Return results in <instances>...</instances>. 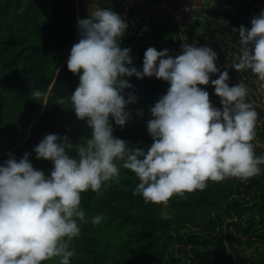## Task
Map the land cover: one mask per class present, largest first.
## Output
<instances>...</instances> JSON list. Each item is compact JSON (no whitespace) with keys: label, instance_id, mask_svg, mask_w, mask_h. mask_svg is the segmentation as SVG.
Masks as SVG:
<instances>
[{"label":"clouds","instance_id":"obj_1","mask_svg":"<svg viewBox=\"0 0 264 264\" xmlns=\"http://www.w3.org/2000/svg\"><path fill=\"white\" fill-rule=\"evenodd\" d=\"M250 25L232 29L239 35L238 55L227 67L250 72L264 95V9ZM75 26L79 39L66 67L79 77L78 86L71 95L56 96L52 78L43 91L31 90V96L44 106L52 98L53 104L72 110L91 136L77 144L66 135L44 136L32 152L37 160L51 162L47 174L33 167L29 152L19 159L9 153L0 163V264H44L53 258L57 264H71L75 252L70 244L80 236V225H99L103 219L86 217L81 194H99L121 168L138 180L133 195L145 204L161 205L167 218L174 195L228 178L247 182L264 166V155L255 154L258 113L247 99L249 89L242 81L229 86V73L217 67L210 47L182 44L176 57L168 49L149 47L138 71L131 67V49L121 47L128 24L111 7L93 0L88 17ZM217 73L211 85L220 108L198 87L209 85L210 74ZM132 77H155L169 85L149 108L146 128L152 143L147 150L130 148L113 135V122L123 128L131 119L127 106L138 100L132 91L125 94L133 88L126 78ZM137 115L142 117L143 111Z\"/></svg>","mask_w":264,"mask_h":264},{"label":"trees","instance_id":"obj_2","mask_svg":"<svg viewBox=\"0 0 264 264\" xmlns=\"http://www.w3.org/2000/svg\"><path fill=\"white\" fill-rule=\"evenodd\" d=\"M75 1L0 0V153L15 148L7 154L19 159L29 152L33 167L45 174L52 168L51 162L37 160L32 152L44 136L66 135L73 144L83 143L91 136L86 122L78 120L72 110L53 104L50 98L41 111L42 104L31 96V90L45 89L63 63L53 92L67 96L78 86L79 77L64 62L76 41V11L79 19L88 17L84 0H77V6ZM208 1L212 6L206 9L202 32L197 35V31L188 28L194 39L185 35L171 16L159 21L162 15L158 10L151 21L148 17L147 26L136 28L130 16H124L122 5L106 7L128 24L121 47L131 49V67L138 71L149 47L157 51L168 49L172 57L181 54L182 44L207 46L215 51L217 67L229 73V86L244 82L249 95L259 103L255 106L258 122L253 143L255 154L264 155V95L259 93L256 78L250 72L238 73L227 67L238 55L239 35L233 34L232 29L241 25L250 28L251 18L264 9V0ZM78 39L79 34L77 42ZM218 76L219 73L210 74L209 85L198 87L209 93L214 107L220 108V98L211 85ZM126 79L133 88L125 89V94L132 91L138 100L127 106L131 119L123 128L113 122V135L130 148L147 150L152 143L146 128L151 118L149 108L169 85L155 77ZM140 110L142 117L137 115ZM36 118L25 140L29 125ZM7 154L0 157V163ZM261 167V174L247 182L228 178L209 182L204 190L174 195L165 210L167 218L162 217L161 205L145 204L142 197L133 195L138 180L134 173L121 168L120 175L99 194H81L86 217L100 215L103 219L99 225L90 221L80 225V236L70 244L75 252L71 264H264V166ZM259 245L261 249L257 248ZM247 249H252L253 255ZM44 264H57V260Z\"/></svg>","mask_w":264,"mask_h":264},{"label":"rangeland","instance_id":"obj_3","mask_svg":"<svg viewBox=\"0 0 264 264\" xmlns=\"http://www.w3.org/2000/svg\"><path fill=\"white\" fill-rule=\"evenodd\" d=\"M96 0V3L100 7H106V5H122L124 7V16L129 17L133 26L136 28H142L147 26L148 17L149 20L155 11L158 12L161 17L159 21L167 20L168 16H171L172 22L178 27L182 28V32L193 38L194 36L190 29L197 31V35L202 32V22L206 15V9L211 8L212 3L208 0ZM93 0H84V12L89 14V8ZM151 21V20H150ZM249 99L254 106H258L259 103L254 101L252 97ZM260 123H258L259 125ZM258 217V216H256ZM261 249V246H257ZM248 254H252V249H247ZM255 256V255H254Z\"/></svg>","mask_w":264,"mask_h":264},{"label":"water","instance_id":"obj_4","mask_svg":"<svg viewBox=\"0 0 264 264\" xmlns=\"http://www.w3.org/2000/svg\"><path fill=\"white\" fill-rule=\"evenodd\" d=\"M75 4H76V6L78 5L77 0L75 1ZM76 19H77V20L79 19V11H78V10L76 11ZM77 36H78V30H77ZM77 36H76V41H75V43H77ZM67 59H68V58H67ZM67 59H66L64 62H66ZM63 64H64V63H63ZM63 64L57 69V71H56V73H55V76H54V79H55V80H56L57 74H58L59 70L62 68ZM43 108H44V105H42L41 111L43 110ZM39 116H40V114L37 116V118H38ZM37 118L34 119V120L31 122V124L29 125L28 131H27V136H26L25 140H26L27 137L29 136V134H30V132H31V129H32V127L34 126V124H35ZM25 140H24V141H25ZM20 145H21V143H20L17 147H19ZM14 149H15V148H12V149H10V150H8V151H4V152L0 153V157L4 156L5 154H7L8 152H10V151H12V150H14Z\"/></svg>","mask_w":264,"mask_h":264}]
</instances>
